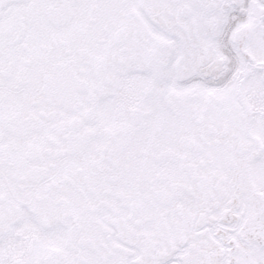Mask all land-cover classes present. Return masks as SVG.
<instances>
[{
  "label": "snow or ice",
  "instance_id": "1",
  "mask_svg": "<svg viewBox=\"0 0 264 264\" xmlns=\"http://www.w3.org/2000/svg\"><path fill=\"white\" fill-rule=\"evenodd\" d=\"M0 264H264V0H0Z\"/></svg>",
  "mask_w": 264,
  "mask_h": 264
}]
</instances>
